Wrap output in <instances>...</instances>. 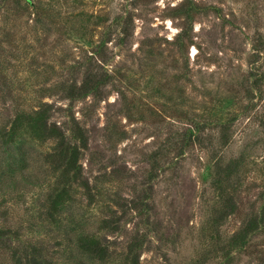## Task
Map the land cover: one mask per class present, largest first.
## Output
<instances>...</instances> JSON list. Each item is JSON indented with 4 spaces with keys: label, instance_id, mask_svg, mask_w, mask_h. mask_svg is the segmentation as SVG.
<instances>
[{
    "label": "rangeland",
    "instance_id": "374dc122",
    "mask_svg": "<svg viewBox=\"0 0 264 264\" xmlns=\"http://www.w3.org/2000/svg\"><path fill=\"white\" fill-rule=\"evenodd\" d=\"M193 1L199 9L183 49L174 39L185 20L173 16L182 0H61L54 7L48 4L52 1L32 0L42 13L37 24L30 11L0 9V127L18 110L41 101L52 104L51 121L68 131L78 119L89 136L80 161L84 175L92 183L100 178L103 200L119 214L109 196L131 197L144 190L150 172L158 174L150 199L154 232L141 252L142 264H195L209 251L204 241L218 206L213 185L218 161L245 152L237 211L223 223L224 236L263 204L264 0ZM120 13L133 18V33L120 45L114 32L99 55L102 62L90 58L94 24H111ZM98 63L100 74L115 76L99 100L92 95L65 99L63 84L81 82ZM120 88L133 109L128 115ZM214 110L226 120L235 118L228 145H217V139L211 143V134L218 133L213 123L202 131L204 141L188 144L190 118L203 120ZM51 146L29 138L23 142L29 163L25 174L32 177L0 206V227L7 230L0 236V264H18V255L26 259L25 249L41 256L43 264H75V256L98 264L79 255L75 239L78 226L99 229L106 203L90 205L84 188L76 185L74 202L56 222L42 209L47 187L35 173L42 174L39 164ZM135 222L122 233L102 231L116 253L110 264H122L119 254ZM234 264H264V236H254Z\"/></svg>",
    "mask_w": 264,
    "mask_h": 264
},
{
    "label": "trees",
    "instance_id": "16d2710c",
    "mask_svg": "<svg viewBox=\"0 0 264 264\" xmlns=\"http://www.w3.org/2000/svg\"><path fill=\"white\" fill-rule=\"evenodd\" d=\"M48 1H52L48 4L54 7L61 0ZM32 5H34L32 0H0L1 11L9 10V8L15 13L30 11V18L34 14L33 20L37 24L42 13L39 5ZM174 7L175 14L173 16L177 15L185 20L183 28L174 39L177 46L183 49V38L187 37L189 29L193 28L194 17L199 7L193 0H182ZM95 17L97 18V16ZM132 22L133 18L124 17L121 13L111 24L101 20L97 21L94 24L97 32L92 34L88 42L93 48L92 55L89 57L94 59L95 56H98L100 59L99 55L103 53L104 46L109 43L114 32H117L120 37V45L127 41L133 33ZM258 49L260 48H256V50ZM100 62H102L101 59ZM101 67L102 65L99 63L93 67L90 66L91 69L85 72L81 82L74 81L71 84H63L64 86L61 88V91H64L63 97L72 102L83 100L92 95L99 100L103 89L115 81L113 74L108 72L100 74L98 68ZM254 85L256 84L254 83ZM254 89L255 86H252L251 90L254 91ZM118 93L126 103L124 111L128 115L133 109L127 91L120 88ZM37 103L36 105L32 104L33 106L28 109L18 110L12 120L0 127V149L3 150V153L0 154V206L9 201L10 194L19 189L23 179L29 180V177H32L25 174L29 163L23 151V142L28 138L41 144L51 142V149L44 154L42 163L39 164L42 174L34 172L36 177L43 179L40 185L47 187L42 202V209L47 217L50 220L55 219L54 222H56L58 220L56 217L63 215L74 202L73 192L76 185H79L84 188V194L90 205L106 203L108 207L105 211L106 217L101 220L98 230L93 231L78 226L75 248L79 255L87 258L90 262L110 264L116 253L107 243V238L101 235L102 231L122 233L126 224L135 219L131 235L126 240L119 256L122 264H142L140 261L141 252L147 248L149 242H152L148 238L154 232L150 218L152 208L150 199L153 192L152 181L158 174L150 172L145 179L144 190L136 191L134 189L135 193L133 192L131 197H122L119 195L120 193L109 196L116 207L120 208L119 214L116 209L110 206L109 202L103 200L105 195L101 190L100 178L97 177L95 183H92L89 177L84 175V168L80 161L85 150L89 148L88 131L76 118L71 121L72 125L68 131L63 126L51 121V103L42 101ZM204 117L203 120L190 118L186 132L188 144L204 141L202 131L205 130L206 124L213 123L218 129V133L211 134L209 138L211 143L216 144L217 139V145L222 147L228 145L232 137L231 124L235 118L226 120L225 116L216 110L212 111L211 116ZM260 117L264 121V110ZM203 124L204 126H202ZM262 126H264V122ZM244 162L245 152L242 151L239 156L227 162L218 161L216 164L213 185L217 192L218 206L209 224L210 233L204 241L205 248H209V251L204 254L203 258H198L195 264H207L213 258L218 259L219 264H234L237 256L245 251L254 236H264V189L260 193V199L263 202L261 211L247 217L240 228L230 236H224L221 232L225 220L237 211L235 194L241 186V168ZM157 169L158 167L154 171H158ZM3 231L7 230L0 227V236ZM25 251L26 259L20 255L16 257L18 264H43L41 256L36 258L34 255L28 254L29 250L25 249ZM73 259L75 264H86L83 261H76L79 259L76 256Z\"/></svg>",
    "mask_w": 264,
    "mask_h": 264
}]
</instances>
